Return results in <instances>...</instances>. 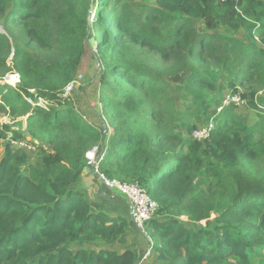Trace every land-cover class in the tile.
I'll return each instance as SVG.
<instances>
[{
  "label": "trees",
  "instance_id": "trees-1",
  "mask_svg": "<svg viewBox=\"0 0 264 264\" xmlns=\"http://www.w3.org/2000/svg\"><path fill=\"white\" fill-rule=\"evenodd\" d=\"M91 1L0 0L6 33L17 24L28 37L24 43L13 38L12 64L21 83L14 89L1 86L0 111L26 116L27 131L53 145L52 152L38 146L40 159L24 170L28 155L11 144L24 135L9 124L0 126V264L144 260L146 250L137 256L118 244L128 221L94 209L76 189L86 151L95 145L105 151L101 171L106 176L137 182L157 202L144 225L146 249L151 241L156 264H264V177L249 182L241 174L257 147L264 151V141L253 138L264 134V110L255 98L264 88V0H148L136 14L133 0ZM195 19L204 20L206 31ZM221 27L244 34L238 38ZM6 33H0V80L9 70ZM127 43L172 60L166 68L170 75L152 70L135 53L129 56ZM31 44L52 58L39 60L28 49ZM85 50L99 59L100 85L106 89L98 96L100 112L89 107L90 121L84 118L88 111H47L25 100L22 93L31 97V88L48 101L67 99L62 93L75 80ZM177 75L184 77L178 84L187 98L184 111L177 110L170 92L177 84L171 76ZM242 85L249 88L255 123L247 124L230 105L218 114L207 140H189L186 150L178 148L180 126L191 133L208 122L224 91L238 92ZM105 125L108 135H103ZM206 176L214 182H204Z\"/></svg>",
  "mask_w": 264,
  "mask_h": 264
},
{
  "label": "rangeland",
  "instance_id": "rangeland-1",
  "mask_svg": "<svg viewBox=\"0 0 264 264\" xmlns=\"http://www.w3.org/2000/svg\"><path fill=\"white\" fill-rule=\"evenodd\" d=\"M146 2H148V0H133L132 4H133V14H136L140 11V8L142 5L146 4ZM91 4L94 5V0L91 1ZM91 5V6H92ZM56 8H58V3H56ZM90 15H89V21L91 22L93 20V8L91 7L89 9ZM194 24L197 28L206 31L207 27L206 24L204 22L203 19H195L194 20ZM0 33H6L5 29L3 28V25L0 23ZM10 32H7V36L10 38V42H11V51L9 52V54L5 57V62H6V66H8L9 70H7L4 75L2 76V79L0 81H2L5 77L6 74L16 71L13 68V64H12V59H10V57H13V42H15L13 40V38H18V42L19 43H24L26 42L27 38L24 35L23 32V28L19 25H13L8 27ZM99 30V28H98ZM220 32H223L225 34H233L236 37H242L244 34V31L242 29L238 30V31H230L227 30L225 27H221V29H219ZM28 49L30 50L31 53H33L39 60L41 61H49L52 56L48 53H46L45 51L37 48L36 45L31 44L30 46H28ZM94 49V48H93ZM125 52L128 53V55L130 56L131 54H137V56L141 59L144 60L146 62L147 65H149L151 67L152 70H155V68H159L160 70H162L163 72L166 71V68L169 66H171L172 64V60L168 61V62H164L160 56L156 53L150 52L147 49H143L140 48L132 43H127L126 44V48H125ZM100 64L99 59H97V56L93 57L92 53L90 50H85L83 53V57L81 60V63L78 67L75 79L78 82L77 85V89L80 90V93L78 95H75V93H72L69 95V97L65 100H61L59 98V100H51L48 101L46 99H42L40 97H38V90L36 88H31L29 89L30 95H27L25 93H22L24 96H26V98H32L30 100V102L28 100H26L29 104H31L34 107H40V108H44V110H65L68 107H72L74 108L77 112H83L85 113L86 111H88V109H90L89 107H94L95 109L97 108V106H99V102H98V96L99 93L103 90L106 91V89H101V85H100V74L98 73V65ZM170 71L167 70L166 74L170 75ZM172 80H175L174 82L177 84L172 83L170 86V92L172 95L176 96V107L177 110L179 111H184L186 104H187V98L184 94L183 89L178 85L180 82H182L184 80L183 75H177L175 76H171ZM170 78V79H171ZM21 83V81L15 86L16 88H19V84ZM3 83H0V89L2 88L1 86H3ZM11 88H15L13 86L10 85ZM76 89V90H77ZM75 90V92H77ZM231 90H226L224 91L223 95H225L226 93L230 92ZM236 91L240 92L241 95L243 96V99L245 101V104L243 106H239V107H235V111L238 114H242L244 116H246V122L247 124L251 125L253 123H255L258 119L255 110L251 109L248 104H249V100H250V91L247 85H242L237 87ZM61 96V95H60ZM62 98V96H61ZM256 102L259 105V107L263 108L262 110H264V88L261 90H258L256 95H255ZM98 110V112H100L99 107L96 109ZM90 111H88V113H85V117L86 120L90 121L93 117H92V113H89ZM218 117L216 118V122H217ZM33 120V119H32ZM29 121H27L26 116H21V115H12L9 113V111L5 108V112H1L0 111V126L2 124H9L14 131H18L21 134L24 135V139L21 140L23 142V146L17 145L16 149H18L19 151H25L28 155L27 157V164L23 165V169L27 170L28 169V165H34L39 159H40V154L41 152L38 150V146H42L43 149H47L48 151L52 152V146L50 143L48 142H43L40 143L39 139L34 136L31 135L28 131H27V126ZM39 122H35V121H31V126L33 128H38L39 126ZM104 128H108V132L106 135L109 134V132L111 131L110 128L108 127V125H105ZM63 129H65V134L66 135H70V129L67 123H64ZM26 131V132H24ZM104 131V130H103ZM179 136L182 139V143L181 145H179L178 148H182L183 150H186V142H188L189 140H191V133H188V131L180 126L179 129ZM104 133V132H103ZM8 138H11V135H8ZM253 138H255V140H261L264 141V134L263 133H254L253 134ZM72 142L76 143L75 138L71 137ZM16 141H13L12 144L14 145ZM100 144V143H99ZM92 148V147H91ZM90 148V149H91ZM88 149L86 151V153L90 150ZM2 150H3V141L2 139L0 140V156L2 155ZM86 155V154H85ZM241 174H242V178L243 180L249 181V182H256V179H259L258 177H264V151L261 150L260 148L257 147V149L255 150V155L253 156V158H250L248 161L243 162L242 163V167H241ZM204 182H210L213 183L214 179L213 178H204L203 179ZM140 233L142 234L141 236L145 238V240L147 241V234H144V232L140 231ZM119 246H122V244L126 245L124 240L123 241H119Z\"/></svg>",
  "mask_w": 264,
  "mask_h": 264
},
{
  "label": "built area",
  "instance_id": "built-area-1",
  "mask_svg": "<svg viewBox=\"0 0 264 264\" xmlns=\"http://www.w3.org/2000/svg\"><path fill=\"white\" fill-rule=\"evenodd\" d=\"M234 1L238 2L240 0ZM11 58L12 57H10V59ZM19 82L20 75L16 71L6 74L4 79L0 81V83H5L13 87H15ZM77 85L78 82L76 79L68 84L64 88L62 97L67 98L74 89H77ZM26 100L30 102L31 99L26 98ZM244 104L245 101L239 92L226 93L222 98L220 105L216 108V114L208 122L199 125L192 130L190 135L191 140L198 142L207 140L216 128V118L223 108L230 105L239 107L243 106ZM7 140H11V138H7ZM13 141L14 140H11V144ZM17 145L23 146L24 144L22 141H16L14 145L12 144L14 148H16ZM104 153L105 151L101 150L100 146H93L86 153L87 166H89L91 172L97 176V178L106 188L120 193V195H122L127 200L132 210V216L135 225L140 231L144 232V225L151 220L158 209L157 202H155L137 182H122L116 178H110L106 176L101 171V163L103 162ZM149 243V247L146 249L143 259L150 255L152 242L149 241Z\"/></svg>",
  "mask_w": 264,
  "mask_h": 264
},
{
  "label": "crops",
  "instance_id": "crops-1",
  "mask_svg": "<svg viewBox=\"0 0 264 264\" xmlns=\"http://www.w3.org/2000/svg\"><path fill=\"white\" fill-rule=\"evenodd\" d=\"M12 59V58H11ZM76 189L83 193L86 199L96 210L110 213L111 215H119L128 221L127 233L120 238L125 242L122 246L133 248L137 256H141L146 250L147 242L142 237L139 229L133 221L132 211L127 200L120 193L107 189L95 174L88 170L82 173ZM156 255H149L147 259L139 260V264H156Z\"/></svg>",
  "mask_w": 264,
  "mask_h": 264
},
{
  "label": "water",
  "instance_id": "water-1",
  "mask_svg": "<svg viewBox=\"0 0 264 264\" xmlns=\"http://www.w3.org/2000/svg\"><path fill=\"white\" fill-rule=\"evenodd\" d=\"M1 28V27H0ZM88 44H89V46L91 47V48H95V41H94V38L93 37H90L89 39H88ZM108 128H106L105 130H104V133H103V135H105V134H107V132H108ZM88 170H90V168H89V166H85L84 167V169H83V173H86ZM132 211V210H131Z\"/></svg>",
  "mask_w": 264,
  "mask_h": 264
}]
</instances>
